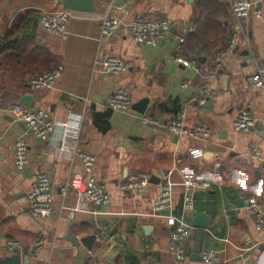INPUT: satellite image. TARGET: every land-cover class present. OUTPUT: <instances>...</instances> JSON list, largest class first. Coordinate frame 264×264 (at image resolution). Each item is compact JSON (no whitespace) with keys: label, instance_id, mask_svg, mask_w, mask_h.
I'll return each instance as SVG.
<instances>
[{"label":"crops","instance_id":"1","mask_svg":"<svg viewBox=\"0 0 264 264\" xmlns=\"http://www.w3.org/2000/svg\"><path fill=\"white\" fill-rule=\"evenodd\" d=\"M107 1L111 14L125 25L105 40L101 15L73 13L70 35L64 39L41 24L43 15L62 10L53 3L0 0V262L20 254L22 264H175L169 245L176 217L183 216L194 229L185 241L188 258L183 264H202L204 251H216L228 264H264V231L257 230L245 205V198L253 195L264 209V174L251 156L252 145L264 155V87L248 82L264 69V22L248 19L250 46L242 43L224 55L212 94L201 105L206 77L218 71L216 53L240 29L231 0H115L113 6ZM138 16L170 23L162 44H141L133 38L127 24ZM177 55L196 59L200 71L177 63ZM109 56L122 58L129 69L120 75L100 70L97 60ZM59 65L63 74L54 89L30 87L31 76ZM119 88L130 91L133 105L128 111L108 107V98ZM25 96L34 107L22 102ZM15 104L45 109L55 121L68 122L72 137L66 138L61 128L47 141L29 136L25 123L10 109ZM241 109L257 119L249 132L233 127ZM144 114L161 125H143ZM181 115L188 126L208 125L211 137L200 141L172 133L168 124ZM22 137L28 143L29 163L19 169L14 152ZM195 148H203L205 155L194 157ZM83 152L97 157L93 176L106 187L108 205L81 199L72 191L61 193L74 174L84 172ZM160 170L168 173L173 201L169 209L156 213ZM41 172L51 179L53 211L34 217L27 194ZM138 172L154 174L148 191L117 189ZM185 172L216 182L194 193L195 208L186 213ZM203 224L208 227H195ZM9 239L19 240L21 250L10 252ZM39 239L44 247L34 255ZM201 240L203 251L197 255Z\"/></svg>","mask_w":264,"mask_h":264},{"label":"built area","instance_id":"2","mask_svg":"<svg viewBox=\"0 0 264 264\" xmlns=\"http://www.w3.org/2000/svg\"><path fill=\"white\" fill-rule=\"evenodd\" d=\"M115 0H111V6ZM231 9L233 15L241 24L240 29L231 34L228 44L224 50L216 53L215 62L217 70L211 72L206 77V85L202 88L200 104L205 105L212 94V85L217 77V73L222 68L224 55L236 51L242 43L250 46V34L247 21L250 17L262 20L264 22V0L254 2L251 0H231ZM73 13L64 10L49 12L41 17V24L45 30L51 34L58 35L67 39L70 35L69 22ZM125 25V21L113 14L111 9L102 17L101 37L102 39L111 38L116 31ZM127 26L130 29L133 38L141 44L151 46H159L166 39L170 31V23L165 19L151 20L144 16H138L132 20ZM184 42V39H181ZM174 60L187 68H195L200 71L198 61L190 59L183 55H177ZM97 67L100 70L120 75L126 72L130 64L117 56H109L103 60H97ZM63 66L59 65L46 72L33 75L29 78L30 87L35 90H51L54 89L62 77ZM248 82L253 87H264V69L259 68L251 76ZM187 84L185 83L184 86ZM108 107L114 111H128L132 108L133 102L130 91L126 88H119L107 100ZM12 113L26 125V134L40 140L47 141L53 133L61 128L66 138L72 135L68 132L70 127L68 122L55 121L49 112L42 108H29L22 104L11 106ZM141 123L145 126H160L161 122L149 115H141ZM257 119L247 109H241L233 127L237 132H249L255 125ZM169 130L179 136L188 137L194 140L205 141L211 137V128L206 124L196 126H188L185 123V115L172 120L168 124ZM77 134V132H76ZM3 137L0 129V140ZM194 157H203L205 151L203 148H195L191 150ZM251 156L260 162V171L264 174V155L262 149L258 145H252ZM83 161L84 172L74 174L69 182L60 188L63 196H67L69 192L75 193L79 198L94 202L99 205H108L110 203V195L106 187L99 183L93 176V171L97 165V157L91 153L83 152L80 154ZM15 164L19 169L26 167L29 163L28 143L23 137L20 138L15 145L14 152ZM219 166V165H218ZM154 177L150 172H138L131 175L127 181L119 183L116 187L123 192L144 193L148 191L151 180ZM160 178L161 192L158 200L154 204V211L162 213L171 207L173 201V187L168 182V173L165 170L158 172ZM219 183H221L220 175H217ZM184 184L183 211L189 212L195 208L194 193L199 190H207L212 188L216 183L214 180L201 177L194 172H185L182 175ZM27 202L30 207L31 214L34 217H46L53 211V194L52 183L49 175L45 172L38 174L36 181L31 185L27 194ZM245 205L248 211L256 219V227L259 231H264V209L259 199L253 195L245 198ZM177 225L171 235L169 253L174 257L175 264H183L187 258L185 249V241L193 232V226L188 223L183 216L176 217ZM34 255H38L44 247V240L39 239L34 246ZM7 248L10 252L21 250L22 243L16 239L7 241ZM202 264H228L216 251H204L202 253Z\"/></svg>","mask_w":264,"mask_h":264},{"label":"water","instance_id":"3","mask_svg":"<svg viewBox=\"0 0 264 264\" xmlns=\"http://www.w3.org/2000/svg\"><path fill=\"white\" fill-rule=\"evenodd\" d=\"M53 3L56 7L61 8L64 11L77 13V14H88V15H101L107 14L110 2L107 0H47ZM121 3V0H117ZM22 102L26 105L34 107V103L31 97L25 96ZM200 217H202L200 215ZM195 227L207 228L208 224L195 225ZM95 237H89L88 241L93 240ZM203 251V241L199 242L198 249L196 250L197 255ZM0 264H22L20 254H16L7 258H4Z\"/></svg>","mask_w":264,"mask_h":264},{"label":"trees","instance_id":"4","mask_svg":"<svg viewBox=\"0 0 264 264\" xmlns=\"http://www.w3.org/2000/svg\"><path fill=\"white\" fill-rule=\"evenodd\" d=\"M218 29L220 30V35L222 34V31H221V26H218ZM223 35V34H222ZM226 46H227V44H225ZM226 46H224L223 47V49L226 47ZM220 74V73H219ZM135 264H137V263H135Z\"/></svg>","mask_w":264,"mask_h":264}]
</instances>
